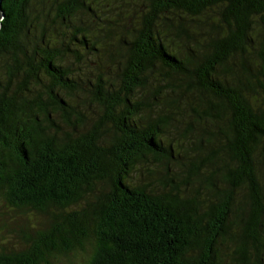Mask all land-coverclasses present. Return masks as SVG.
<instances>
[{
	"label": "trees",
	"instance_id": "16d2710c",
	"mask_svg": "<svg viewBox=\"0 0 264 264\" xmlns=\"http://www.w3.org/2000/svg\"><path fill=\"white\" fill-rule=\"evenodd\" d=\"M256 18L264 0H3L0 210L42 219L0 264H264Z\"/></svg>",
	"mask_w": 264,
	"mask_h": 264
},
{
	"label": "rangeland",
	"instance_id": "374dc122",
	"mask_svg": "<svg viewBox=\"0 0 264 264\" xmlns=\"http://www.w3.org/2000/svg\"><path fill=\"white\" fill-rule=\"evenodd\" d=\"M254 33H256V35H258L257 37H255L254 39V45L257 46L259 45V39H261L264 35V27L261 23V19L260 18H256V22L254 23ZM252 60H259L257 58V54L254 52L252 54ZM70 61L74 62L72 64L73 68H75V71L80 72L82 75H85L88 79H91L92 81L96 80L97 74H99L101 71L99 69L96 68V64L95 63H91V67L87 68L86 63H77L76 59L74 57L70 58ZM254 68H256L254 66ZM111 70V69H110ZM112 71V70H111ZM114 74H105V77H107L108 75L110 76H114L115 72H113ZM80 100H83V98H81ZM97 107L86 103L85 104V112H89V116L95 115V112L97 111ZM182 131V128L181 130ZM195 132V131H194ZM194 132H192V136L194 135ZM180 134L178 132H174L172 133V137L174 138L173 143L174 145H176L178 142H176L179 138ZM192 136L188 139V140H184V146H188V147H193V143L191 142ZM185 148V147H184ZM190 152H192L190 150ZM193 153V152H192ZM150 167L152 169H154V173L156 174H161L163 167L159 166L156 163H152L150 164ZM155 186L158 187L159 189H161V186L159 183H155ZM42 219L39 216H36L34 214H29L27 216H21L18 215L16 216L14 212L7 210L6 208H1L0 210V249L2 247H7V248H12V247H21L23 245L22 240L20 239V237L17 236V233L20 229V227L27 225V223L29 221L31 222H35L37 220ZM223 250L226 252L229 249L227 248H223ZM227 257L226 262L228 263V257L229 256H224ZM80 259H82V257H78ZM225 262V263H226Z\"/></svg>",
	"mask_w": 264,
	"mask_h": 264
},
{
	"label": "water",
	"instance_id": "95a60500",
	"mask_svg": "<svg viewBox=\"0 0 264 264\" xmlns=\"http://www.w3.org/2000/svg\"><path fill=\"white\" fill-rule=\"evenodd\" d=\"M2 2L3 0H0V19L2 18Z\"/></svg>",
	"mask_w": 264,
	"mask_h": 264
}]
</instances>
